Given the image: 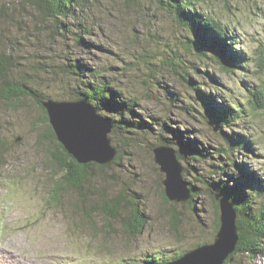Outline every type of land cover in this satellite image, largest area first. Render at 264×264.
Wrapping results in <instances>:
<instances>
[{"label":"rangeland","instance_id":"374dc122","mask_svg":"<svg viewBox=\"0 0 264 264\" xmlns=\"http://www.w3.org/2000/svg\"><path fill=\"white\" fill-rule=\"evenodd\" d=\"M4 1L11 15L3 37L8 40L18 69L27 71L25 83L41 95L68 100L72 83L58 68L65 57L72 58L100 70L105 80L137 103L138 109L134 111L139 117L134 118L138 125L145 124L143 120L149 117L162 116L167 125L196 132L201 143L224 145L205 117L199 94L162 67V58L178 55L188 59L196 68L190 73L192 85L200 86L203 93H211L217 102L237 101L244 108L242 123L222 130L227 139L252 140L248 158L244 152L230 157L254 180L264 183V111H248L245 101V88L264 90V0H202L203 10L215 13L233 28L239 44L237 50L246 60L243 72L234 74L223 72L211 60L199 61L186 52V32L149 0L95 2L82 20L88 31L83 39L92 44L85 49H79L70 35L66 39H52L44 26L42 32L30 34V10L26 8L28 13L22 15L26 26L18 25L22 19L18 13L12 14L13 10H21L20 1L23 5L24 1ZM207 74L219 81V91L210 88L208 79H202ZM39 116L38 108L29 99L15 105L0 103V264L170 261L199 244L213 242L218 210L207 191L208 182L228 180L226 188L230 189L231 180L237 177L231 175V168L204 161L185 173L184 163L180 162L184 180L197 188L194 205L165 202L161 197L163 175L150 150L155 144L156 128L155 134L141 132L133 156H125L107 170H92L82 191L66 190L59 202L52 201L53 184L62 172L44 165V153L36 143L44 130L35 127ZM17 137L20 140L16 142ZM109 138L119 151L123 140L113 131ZM49 149L54 151L52 144ZM198 177L204 184L197 181ZM259 188L241 192L242 198L252 201L251 213L264 202V194H258L264 186ZM115 198L123 201L120 218L113 221L104 217L100 209ZM133 204H138L146 215V224L138 237L128 238L120 221L128 216ZM227 264H264V251L254 257L234 255Z\"/></svg>","mask_w":264,"mask_h":264},{"label":"trees","instance_id":"16d2710c","mask_svg":"<svg viewBox=\"0 0 264 264\" xmlns=\"http://www.w3.org/2000/svg\"><path fill=\"white\" fill-rule=\"evenodd\" d=\"M23 1L24 5L20 1L21 10H13L12 14L14 15L13 12L18 13L22 18L18 25L26 26V20L24 21V16L22 17V15L23 12H27L26 8L30 10V34H35L34 31L37 33L42 32L41 27L44 26L52 34V39H66L67 35H70L79 49L92 46L91 43L83 39L82 35H88V31L82 20H85L87 11L91 10L93 4L98 0ZM149 1L164 9L177 26L186 32L184 47L186 52L193 55L195 59L199 61L211 60L225 73L243 72L246 60L242 58V55L237 50L239 44L235 40L233 28L230 27V23L225 22L215 13L203 10L202 0ZM3 2L5 1L0 0V103L15 105L29 99L38 108L40 116L39 122H37L38 125L35 124V127H41L44 130L40 135L38 134L36 143L41 147L42 153H44V165H50L51 169L59 168L62 172V175L53 184L51 190L52 201L59 202L61 193L66 190L82 191L83 187L89 183L92 170H107L114 164L118 165L119 161L125 156H133V152L139 146L137 141L142 138L140 137L142 133L148 135L146 132L154 133L153 129L157 128L155 144L151 147L163 145L173 148L179 163H184L185 173L190 172L194 164L214 161L218 163L215 164L217 167H229L232 170L231 175H237L232 180L231 176L229 177L232 182L230 189L226 188L228 180L223 182L221 179L208 182L210 187L207 188L216 210L217 202L215 197H218L231 203L237 214V246L224 264L229 263L232 257L237 254L254 257L264 251V202L256 212L251 213L250 205L252 201L242 198L241 194L244 189L249 191L260 189L259 187L264 186V183L254 180L252 174L247 173L243 166L236 164L235 160L230 157L244 152L246 153L244 156L248 158L247 154L251 152L252 140L247 137L230 140L231 138L227 139L222 130L224 128L232 129L234 126L240 125L239 123L243 120L245 110L237 101H230V104H225L221 100L217 102L211 93H203L199 89L200 86L192 85L190 73L196 68L190 65L188 59L180 58L178 55H174L172 58H162L163 69L165 68L171 72L170 74L178 76L182 83L189 85L194 92L199 94L200 103L204 108V114L211 125V129L224 143V145L211 146L209 141L205 143L198 141L195 135L196 132L194 133L193 130L185 132L177 126L167 125V120L162 116L149 117V120H143L145 124L138 125L134 118L139 117L134 111L138 107L133 99L123 95L119 87L108 79L105 80L102 72H99L100 70L90 68L78 60L65 57L64 63L58 69L72 83L69 82L71 87L67 99L69 101L81 100L91 104L99 116L112 123L114 135L123 140V146L119 145L121 146L119 151L116 149L117 154L111 163L107 165L78 164L56 140L49 124L47 113L42 107L43 101L52 99L41 95L38 89L25 83L24 78L27 77V71L18 69V63L13 58L8 40L3 37V32L7 27L6 23L10 22L9 15H11ZM18 72L21 75L17 74ZM202 79H208L211 89L218 91L221 89L219 81L213 76L207 74ZM245 90L247 91V99L245 101L248 111H264V90L260 88H245ZM212 106L217 107V109H212ZM244 127L242 126V128ZM49 144H52L54 151L49 149ZM152 149L150 148L151 151ZM197 181L200 184H204V180L201 177H198ZM187 186L191 196L185 203L194 205V198L198 194L197 188L190 182H187ZM258 194H264V190L258 192ZM161 197L165 202H168L163 191L161 192ZM122 201V198L108 200L102 205L100 212L107 219L119 220L120 203ZM145 224L146 215L138 204L131 205L128 216L120 221L122 230L128 238L138 237ZM217 227L218 221L215 223L216 230ZM200 245H203V243L198 246ZM182 254L175 255L170 261L180 257ZM170 261L146 259L142 263L130 261L121 264H166Z\"/></svg>","mask_w":264,"mask_h":264},{"label":"water","instance_id":"95a60500","mask_svg":"<svg viewBox=\"0 0 264 264\" xmlns=\"http://www.w3.org/2000/svg\"><path fill=\"white\" fill-rule=\"evenodd\" d=\"M42 107L56 140L78 164L107 165L113 161L117 154L109 138L113 125L99 116L91 104L81 100H46ZM19 140L17 137L16 141ZM151 152L154 164L163 175L161 184L167 200L176 204L187 202L191 192L174 149L158 145ZM215 201L218 227L213 242L184 252L166 264H224L233 254L238 242L237 214L225 199L215 197Z\"/></svg>","mask_w":264,"mask_h":264}]
</instances>
